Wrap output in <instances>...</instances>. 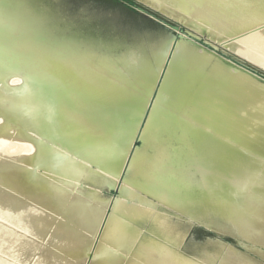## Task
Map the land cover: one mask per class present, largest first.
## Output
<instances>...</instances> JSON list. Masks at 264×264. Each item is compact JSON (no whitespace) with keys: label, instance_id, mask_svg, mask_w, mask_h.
<instances>
[{"label":"bare ground","instance_id":"obj_1","mask_svg":"<svg viewBox=\"0 0 264 264\" xmlns=\"http://www.w3.org/2000/svg\"><path fill=\"white\" fill-rule=\"evenodd\" d=\"M148 1L264 68V0ZM64 13L58 0H0V264H84L103 225L89 264H212L181 247L179 216L219 215L264 245V89L239 77L219 93L207 73L208 87L170 96L108 209L103 189L129 158L163 64L160 51L138 62L94 38L111 35L102 24L90 31ZM219 264L258 263L227 249Z\"/></svg>","mask_w":264,"mask_h":264},{"label":"water","instance_id":"obj_2","mask_svg":"<svg viewBox=\"0 0 264 264\" xmlns=\"http://www.w3.org/2000/svg\"><path fill=\"white\" fill-rule=\"evenodd\" d=\"M137 1L148 7H151L158 13L163 14L167 18L171 19L168 20L163 17H156L151 12H149L148 9L142 8L141 6H136L138 12L144 15V17H152L156 22H163V29L168 31L166 34L162 36H154L149 34V32L144 35L128 32L126 29L118 28L116 25V19L113 17L100 15V13H96V11L90 12L84 9L74 10L71 9L70 4H68L66 0H58L59 6L65 12L64 14L68 15V17L71 19L82 18L87 20V22L91 24L89 27L90 31H94L97 29L96 27L101 24L104 28H108L111 31V35L109 37L102 38L104 34H99L101 37H98L97 35L94 38L100 40L101 43L106 45H110L114 42V40H116L117 43H123L126 49H129L126 51L131 52L132 54L134 53V58H137L138 62H142L143 57L149 58L150 56H155V54L160 51L158 52L156 59V66L159 68L163 64L162 70L152 90L138 130V134L131 148L129 158L126 159V162L124 163V166L118 175L117 182L116 180L110 182L103 189V199L108 200L109 202L108 209L110 205H112L115 197L119 194L123 182L131 181L134 177V170L130 167L133 155L141 148L143 144L142 139L143 136L145 137L146 128L149 126V122H151L154 111L160 110L162 107L167 106V99L170 96H176L177 94L179 95L184 91L187 93L193 89H196V87L200 84H204L205 87H208L210 84L206 82L208 77L206 75L207 73L211 74L212 76V79H209L210 82H217L218 79L217 85L220 89L219 93L222 92L225 94L229 85L233 83L232 81L239 77H243L244 87L246 85L252 84L258 85L260 88L264 89V75L245 65L244 63L246 62L243 61L242 58L241 60L240 57L238 58L237 56L230 54V52L224 48L222 43L216 41V37L213 34L207 32L204 28L201 29L195 24L187 21V19L184 18L182 14L176 12L175 10H172L168 7H165L164 9L163 7L160 8L159 6L150 3L148 0ZM107 22L108 25L105 26V23ZM181 26L185 27L181 28ZM192 31L197 32L200 34V36L196 35ZM140 43L143 45V48L138 49L137 52L136 47ZM198 62L205 63L206 65L211 64L213 70H201L198 67ZM126 63H128V61ZM186 64H190V69L183 71ZM127 69L131 73L133 72L129 69L128 65ZM189 99L191 98H187V100ZM108 209L106 211L105 217H103L104 224L109 214ZM195 225L201 226L220 236L230 235L234 237L236 244L239 247L238 248L233 245L235 248H241L240 250H244V252L248 253L251 257L257 259L260 258V260L262 259L264 262V257L259 256L261 253L264 256V245L260 246L251 240L240 239L237 233H233L227 229H219V222L213 224L208 223L207 221H200ZM103 226L98 228L90 248L84 252V264H89L97 245L96 237L98 238L100 235V231L103 229H101V227ZM209 238L210 237H207L206 239L198 242L200 244L197 243L194 245L204 247L206 243H208Z\"/></svg>","mask_w":264,"mask_h":264},{"label":"rangeland","instance_id":"obj_3","mask_svg":"<svg viewBox=\"0 0 264 264\" xmlns=\"http://www.w3.org/2000/svg\"><path fill=\"white\" fill-rule=\"evenodd\" d=\"M66 1L68 2V4H70L71 9H74V10L84 9L90 12L96 11V13H100V15H107L109 17H113L116 19V25L118 28L126 29L128 32H133V33L141 34V35H144L149 32V34H152L154 36L156 35L162 36L166 34L168 31L163 29V25H164L163 22L161 21L156 22L152 17H144V15L138 12V10L136 9V6H141L142 8L148 9L149 12H151L156 17L159 16L161 18L163 17L168 20H171L167 18L166 16H164L163 14L158 13L156 10L140 3L137 0H66ZM184 27L185 26L183 27L181 26V28H184ZM192 32L200 36V34H198L197 32H194V31ZM229 52L230 54L235 55L231 51ZM243 61L246 62L244 63L245 65L256 70L260 74L264 75V69L252 63H249L248 61L244 59ZM189 69H190V64L189 65L186 64L183 71H186ZM174 221L179 225L180 229L183 230L184 232V237L182 238V241H181V247L184 250L197 253L200 257L211 261L212 264H219L220 260L222 259L227 249L239 251L249 256L255 263L264 264L262 259L260 260V258L258 259L253 258L248 253H245L244 250H240L241 248L240 249L235 248L234 246L238 247L236 244V240L234 237L230 235H223V236L217 235L210 230H207L201 226L195 225L197 224V222L187 217L179 216L175 218ZM215 221L220 223V227H218L219 229L223 228L233 233H236V230L234 227H232L231 225H227L225 222H222L221 216L216 215L212 223L215 224L216 223ZM207 237H210V238L208 239V243H206L204 247L194 245L206 239Z\"/></svg>","mask_w":264,"mask_h":264}]
</instances>
